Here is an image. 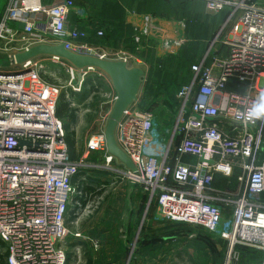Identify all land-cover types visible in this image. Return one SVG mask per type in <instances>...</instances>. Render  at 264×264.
Instances as JSON below:
<instances>
[{"label":"built area","instance_id":"1","mask_svg":"<svg viewBox=\"0 0 264 264\" xmlns=\"http://www.w3.org/2000/svg\"><path fill=\"white\" fill-rule=\"evenodd\" d=\"M194 1L204 3L210 15L225 10L230 14L206 56L192 66L190 83L176 94V116L166 127L168 137L156 115L138 103L124 112L117 140L136 172L115 167L104 131L89 137L81 160L73 159L66 129L56 115L61 89L46 75L43 62L62 65L76 94L83 92L89 75L95 76L101 87H95L98 92L86 101L99 100L106 114L102 121L108 120L117 100L116 94L99 92L105 91L103 73L88 69L79 76L56 58L15 65L11 58L16 53L5 55L0 49V56L8 59L6 68L0 64V241L4 246L0 248L6 264H67L68 215L71 206L81 207L73 205L74 179L81 168L96 169L113 175L117 184L128 182L142 189L149 205L156 203V223L192 225L220 236L227 243L223 264H241L240 248L260 252L264 264V120L247 122L242 116L264 91V4ZM6 3L0 46L23 43L20 52L44 43L49 35L53 44L77 54L123 61L130 69L149 73L139 56L89 43L87 30L71 22L72 16L79 22L84 17L76 0ZM33 16L35 24L29 22ZM19 20L27 25L23 38L16 40L8 25ZM157 32L156 26L147 25L135 38L136 45L141 36L156 39ZM97 37L103 38L104 31L99 30ZM98 154L104 155L102 165L87 163ZM186 157L197 162L185 163ZM218 176L228 181L226 189L215 187ZM232 179H236L234 188Z\"/></svg>","mask_w":264,"mask_h":264},{"label":"rangeland","instance_id":"2","mask_svg":"<svg viewBox=\"0 0 264 264\" xmlns=\"http://www.w3.org/2000/svg\"><path fill=\"white\" fill-rule=\"evenodd\" d=\"M166 1L174 5L166 11L167 16L179 21L187 19L190 27L201 24L203 20V23L207 26L216 19L207 15V11L203 6L198 5L196 7L193 2L192 4H184L186 2L183 0ZM256 1L264 4V0ZM5 3L6 0H0V14L4 11ZM112 3L119 5L120 10L114 11V14L118 17L124 13L123 7L131 12L144 11L141 7L142 4L137 0H76L77 7L84 8V10L80 8L81 11H84L82 20L87 21L102 17L100 6ZM220 26L213 27L212 31L207 33V38H192L193 40L190 43H183L181 48H174L172 53H169L160 62L154 57V53L149 50L150 53L146 52L144 55L145 59L147 58L146 60L151 62L152 72L143 89L141 106L156 115L165 137L169 136L170 128L166 129L164 123H172L176 116L175 107H172L173 98L188 83L192 66L208 53L218 37ZM43 63L46 67V75L50 77L56 87L61 89V97L65 95L67 101H71V109L77 110L76 122L69 127L71 131L66 130V132L75 133L76 151L73 157L76 161H79L85 155L86 143L89 137L105 130L107 120H102L103 118L106 119V114L99 107V100L95 99L96 97L86 102L84 100L85 103L82 101L83 105L78 100H73L74 97L81 98L69 86V75L62 65L54 64L48 60ZM0 64L2 68H6L8 59L6 57L0 58ZM88 80L92 81L91 84L98 92L95 87H101V82L95 76L90 75L86 80V84ZM103 84L105 91L99 92L103 93L104 96L113 94V89L105 83V80H103ZM91 89L92 86L89 85L86 90ZM64 122L65 125L68 124V121ZM171 126L172 124L168 127ZM97 156L101 157L99 154ZM96 158V156L89 157L87 163L94 164ZM84 175L90 179V182L88 181L90 185L98 190L102 189L103 194L100 198L88 195L86 206H82L80 211L76 213L75 216L78 220L73 223H70V221L75 207L71 206L68 215L70 233L66 238L68 248L67 264H73L72 256L79 257L83 255L81 249L75 248L74 242L76 240L83 242L86 259L89 256L94 260V264H223L227 243L220 236L192 225L156 223L153 221L152 216L151 218L147 217L145 221H142L141 217L133 222L127 211L130 208L128 201L123 200L127 189L120 191L119 186L114 183L113 175H101L89 171ZM99 178L107 181V183L102 185L95 183L94 181L99 180ZM125 184L130 185L131 183L127 182ZM233 184H236V179H233ZM75 188L73 205L76 204V197L80 196L76 185ZM155 204V202L152 203V213ZM150 215L148 214V216ZM135 239V246L129 258L130 248ZM2 254H4V249L0 248V256Z\"/></svg>","mask_w":264,"mask_h":264},{"label":"crops","instance_id":"3","mask_svg":"<svg viewBox=\"0 0 264 264\" xmlns=\"http://www.w3.org/2000/svg\"><path fill=\"white\" fill-rule=\"evenodd\" d=\"M229 1H238V0H229ZM43 2L45 4H51L53 2V0H43ZM195 3V6L198 7L199 6H203L205 11V5L202 2H198L195 1L193 2ZM121 4V3H119ZM188 4H192V2L188 3ZM197 4V5H196ZM7 3L4 4V11L6 8ZM119 5L117 3H112L110 5H102V7L100 6V11L103 14L102 17H99V19L97 20H91V21H87V20H81V22L77 21L78 19L75 16L71 17V22L72 24L81 29V30H85L87 29L88 33H90L91 38L88 39L89 43L95 44L93 43V40H95L96 43H98L99 45L105 47V48H112L115 50H126L132 54H134L133 52H131L130 50H128V46H130L132 43L134 44L135 42V38L139 35L142 29H144L147 25L148 26H156L159 29V32L156 33L155 38L156 39H149L146 37L141 36V42L140 44L136 46L137 49V54H141V56L147 52V53H154V57L156 59H158L160 61H162L169 53H172V51L174 50V48H181L183 43H190L191 40H193L192 38H207V33L212 31V28L215 27L216 25H221L220 26V30L223 26V24L226 22L230 11L229 10H225L220 14L217 15H210L207 12V15H209L211 18H216L214 20L213 23H210L209 25L206 26L203 21H201V24L196 25V26H189V22L187 19H183L181 21L176 20L170 16H163V15H158L155 13H151V12H136V11H128V9H126L125 7H123L124 9V13H122L119 17L116 16L114 14V11H118L120 10ZM123 6V5H122ZM82 8V7H79ZM84 10V8H82ZM3 11V13H4ZM3 13L0 14V21L2 20L3 17ZM83 19V18H82ZM37 21V19L35 18V16L31 17L29 22L30 23H34ZM208 21V20H207ZM43 22L46 23V21L43 20ZM212 22V21H211ZM27 25V22L19 20V21H14L12 23H10L8 25L9 29H11L13 31V33H15V36L13 38H16V40H20L19 38H23V32L25 30V27ZM98 27V28H96ZM108 27L110 28H114V29H110L108 30ZM93 28V29H92ZM103 30L106 32V37L107 38H96V34L94 32H92L93 30ZM120 30V31H118ZM220 30L218 32V34L220 33ZM203 33V34H202ZM209 35V34H208ZM221 37H224V33L222 34ZM45 38H47L44 43H50L53 44L55 41L51 40V37L49 35H47ZM134 40V41H133ZM178 40V41H177ZM179 42L180 46L177 47L176 43ZM24 44L23 43H13L12 45H8L7 43H3L0 46V49L2 52L5 53V55L7 54H13V53H17L20 49L22 50ZM150 52H149V51ZM7 52V53H6ZM136 55V54H134ZM143 55V56H144ZM206 55H204L203 57H201L195 64L200 63L203 58ZM2 57V56H0ZM211 60H208V62H210ZM194 64V65H195ZM10 68V67H9ZM149 76L150 74H146L144 80H143V85L139 94V107L142 109L141 107V96L143 94V89L146 85V83L149 80ZM192 78V75H190V79L188 81V83H190ZM105 83L109 84L111 86V88L113 89V94H116V91L114 90V88L111 85V82L109 81L108 78L105 79ZM187 83V84H188ZM117 95V94H116ZM142 110H146V109H142ZM101 156L100 158L98 156H96V160L100 161L103 163L104 161V155H99ZM183 162L185 163H196L197 160L193 159V158H189L186 157L184 158ZM99 164V165H102ZM115 167L118 169H122L124 166H121L117 161L115 164ZM101 175L106 174V173H100ZM107 175V174H106ZM219 178V176L217 177ZM216 178V179H217ZM107 183V181L105 180H101V182H99L100 185ZM114 183L119 186L120 191H124V189H127L126 194H124V199L123 200H127L128 201V206H130V208L127 210L128 213L130 214L129 217H131V219L133 220V222L139 218L142 217V221H145V219H147V217L153 218V214L156 210V204L154 207V211L152 213V206L149 205V196L147 195V193H144L142 191V189H140L139 187L134 186L133 184H117L116 181H114ZM103 191V190H102ZM83 205H81V207H77L75 206L74 210L76 211V213L78 211H80V209L82 208ZM74 207V206H73ZM77 208V209H76ZM148 214L150 216H148ZM78 220L75 219L74 221H70V223L76 222ZM154 221V220H153ZM141 229V227H140ZM79 238H81V236H78ZM80 240H76V242H74L75 244V248H79L82 250L83 255L81 256H72L73 259V264H85L86 259V255L84 253V248H83V242H79ZM72 248V247H71ZM79 250V251H81ZM71 255V253H70ZM93 260V259H92ZM94 262V260H93Z\"/></svg>","mask_w":264,"mask_h":264},{"label":"water","instance_id":"4","mask_svg":"<svg viewBox=\"0 0 264 264\" xmlns=\"http://www.w3.org/2000/svg\"><path fill=\"white\" fill-rule=\"evenodd\" d=\"M38 58H56L72 66L79 76L84 70L92 69L103 73L111 82L116 91L117 100L113 105L107 120L104 135L107 153L121 166L136 172L133 162L118 144L117 127L124 112L133 104L139 102V94L146 73L140 69H130L123 61L102 60L93 56L80 55L67 50L63 44L40 43L16 53L11 58L15 65H25ZM27 71V70H25ZM26 145L25 143H22ZM202 161V160H201ZM213 165L214 162H209ZM135 241L130 248V256L135 246Z\"/></svg>","mask_w":264,"mask_h":264},{"label":"trees","instance_id":"5","mask_svg":"<svg viewBox=\"0 0 264 264\" xmlns=\"http://www.w3.org/2000/svg\"><path fill=\"white\" fill-rule=\"evenodd\" d=\"M137 1H139L142 4L141 7H142V10H144L142 12H151V13H155V14L163 15V16H167L166 11H168L172 6H174L172 3H169L166 0H137ZM183 1L186 2L184 4H187L190 2H195L194 0H183ZM138 9H140V8H138ZM138 12H140V11L138 10ZM96 28H98V27H96ZM114 28H116V27H114ZM114 28L108 27V30L114 29ZM85 30H87V29H85ZM92 32H94L96 34L95 35L96 38H98L97 37L98 30L95 29ZM106 35H108V34H106V32L104 31V37L102 39L109 37V36L106 37ZM89 38H91L90 33H89ZM93 43H95V45L101 46L98 44L99 42L96 43L95 40H93ZM136 46L137 45L134 42V44L132 43L130 46H128V50H130L131 52H133L134 54H136L137 56L142 58L147 63V65L149 66V74L151 75V72H152L151 62L149 60H146L147 58L145 59V57L143 56L144 54L142 56H141V54H137ZM149 78H150V76H149ZM91 83H92V81L88 80L87 84H88V86L89 85L92 86L91 90H86L88 86H87V84H85V86H87V87L84 86V88H85V89H83L84 92L81 94H78L81 99H77L76 97H74L73 100L76 99L79 102H81V104H83L84 100L86 101L88 99L90 93L95 91V89ZM85 91H86V94H85ZM73 96L74 95L72 94V97ZM174 102H175V96H174L173 101H172V107H174ZM142 109H144V108L142 107ZM146 111H148V110H146ZM76 114H77V110L71 109V101L68 102L65 95H63L62 97L60 96L58 106H57L56 115L63 122V124L65 123L64 121H68L67 125L64 124V127L66 130H70L69 127L76 122V119H77ZM172 123L171 122H165L164 126L168 127ZM70 131L69 132L67 131V144L69 147V151L73 157V155L76 151L75 150L76 137H75V133H72ZM73 159H74V157H73ZM101 163L102 162H100L98 160L94 161V164H101ZM87 171L96 172L97 174L102 173L101 171H98L96 169L89 170L86 168H81L79 170V174L74 179V185L77 186L78 192L80 194V196L76 197V203L83 205V206H86V204H87V196L88 195H91V197L94 196V198L95 197L100 198L103 194L102 189L98 190L96 187H94V186L92 187L90 185V183H89L90 179H88L84 175V173H86ZM232 181H233V179H232ZM94 182L99 184V182H101V179L99 178V180L94 181ZM232 186H233V182H232ZM232 186H231V188H234ZM215 187L218 189L224 190L228 187V181L226 179H224L223 177H219L216 179ZM75 215H76V211L74 210L72 212V215H71L72 221H74L77 218V216H75ZM0 247L1 248L4 247L3 244L1 243V241H0ZM239 250L242 254L241 264H260L261 263L263 255L260 252H256V251L246 249V248H240ZM5 258H6V254H2L0 256V264H6ZM86 264H94L92 258H90L89 256L87 257Z\"/></svg>","mask_w":264,"mask_h":264},{"label":"clouds","instance_id":"6","mask_svg":"<svg viewBox=\"0 0 264 264\" xmlns=\"http://www.w3.org/2000/svg\"><path fill=\"white\" fill-rule=\"evenodd\" d=\"M247 122L264 120V91L260 92L242 114Z\"/></svg>","mask_w":264,"mask_h":264}]
</instances>
